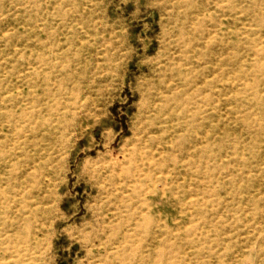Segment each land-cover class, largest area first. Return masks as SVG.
I'll return each mask as SVG.
<instances>
[{
	"label": "rangeland",
	"instance_id": "374dc122",
	"mask_svg": "<svg viewBox=\"0 0 264 264\" xmlns=\"http://www.w3.org/2000/svg\"><path fill=\"white\" fill-rule=\"evenodd\" d=\"M0 264H264V0H0Z\"/></svg>",
	"mask_w": 264,
	"mask_h": 264
},
{
	"label": "bare ground",
	"instance_id": "6f19581e",
	"mask_svg": "<svg viewBox=\"0 0 264 264\" xmlns=\"http://www.w3.org/2000/svg\"><path fill=\"white\" fill-rule=\"evenodd\" d=\"M172 40V39H171ZM174 43V42H173ZM239 85V84H238ZM192 95V94H191ZM209 103V102H208ZM215 108V107H214ZM95 242V241H94Z\"/></svg>",
	"mask_w": 264,
	"mask_h": 264
}]
</instances>
